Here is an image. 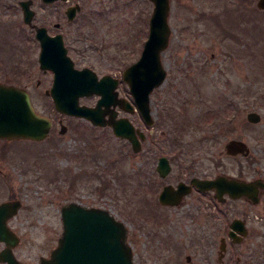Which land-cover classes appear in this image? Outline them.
Returning <instances> with one entry per match:
<instances>
[{"label": "rangeland", "instance_id": "1", "mask_svg": "<svg viewBox=\"0 0 264 264\" xmlns=\"http://www.w3.org/2000/svg\"><path fill=\"white\" fill-rule=\"evenodd\" d=\"M80 1L85 10L107 7L105 23L120 42L115 64L122 67L136 60L146 39L153 2ZM256 1L170 0L171 35L162 53L167 76L150 95L154 139L159 135L162 138L155 143L147 140L142 150L133 151L131 144L116 137L109 127L94 126L84 118L55 109L44 92L51 84L52 73L39 68L38 43L32 41V35L21 32V15L7 8L11 1L0 0V81L26 86L35 110L52 120L42 140L0 139V149L6 144V151L0 150V201L18 198L22 202L8 225L19 235L13 247H18L25 263L38 264V256L57 243L62 231L60 207L72 200L109 209L126 223L136 246H140L146 240L143 231L150 226L157 228L142 220V201L146 192L150 199L158 193L159 187L155 188L160 178L153 169L158 154H185L177 162L186 164H173L171 179L189 177L192 172L207 176L221 170L233 173L240 167L255 168L244 172L255 171L248 176L258 172L264 176V9H259ZM65 7L63 1L48 6L34 0V20L49 28H54L55 22L62 23L72 42V30L81 20L69 24L63 16ZM8 37L13 42L23 41L3 43ZM38 79L41 82L36 86ZM93 100L80 98L86 104ZM252 110L260 114L259 121L247 120ZM123 113L150 139V127L138 111ZM59 118L67 126L63 133ZM230 139L244 140L250 148L247 156L226 154L225 143ZM251 210L255 213V248L264 259V204ZM161 211L172 218L181 216ZM213 223L220 226L219 221ZM180 225L174 219L158 228L163 236L165 228H174L176 242L185 246L180 242ZM217 234L218 230L212 229L213 246L218 245ZM128 242L131 244L129 237ZM157 244L161 248V243ZM153 247H157L156 242ZM155 257L148 264H157Z\"/></svg>", "mask_w": 264, "mask_h": 264}, {"label": "water", "instance_id": "2", "mask_svg": "<svg viewBox=\"0 0 264 264\" xmlns=\"http://www.w3.org/2000/svg\"><path fill=\"white\" fill-rule=\"evenodd\" d=\"M52 2L54 0H43ZM153 10L149 18V32L140 57L126 67L123 80L127 82L134 103L148 124H152L150 93L158 87L166 77V69L161 61V54L168 46L171 34L168 17L170 0H151ZM31 0H21L24 21L32 23L34 10L30 7ZM256 5L264 9V0H257ZM75 7L68 12L73 16ZM36 38L40 42L39 66L53 71L52 85L47 94L53 99L54 107L59 112L84 117L94 125H109L113 133L127 139L133 151L141 149L144 133L135 127L127 116L117 117L116 110H108L115 95L114 84H108L106 78L98 79L88 68L77 69L63 45L60 34L50 36L45 26L36 27ZM94 93L100 94L95 105L80 103L81 96ZM124 110L134 111V105L124 100ZM108 114V117H106ZM261 119L257 111H249L247 120L257 122ZM51 120L35 111L30 95L24 87L0 81V139L42 140L50 130ZM66 124L61 121L60 132H65ZM153 134V130H150ZM227 154L238 153L247 155L249 146L241 139H230L225 143ZM157 170L161 175L169 171L167 159L161 157ZM202 189L213 188L222 192L223 189L246 191L264 187V181L256 179L251 182L225 179L193 178ZM187 186L180 182L177 187L166 185L160 194L161 201H178ZM257 200L255 196V201ZM21 206L18 198L0 202V241L12 247L18 242L19 236L9 227L8 220L13 217ZM62 232L57 245L51 250L49 257H41L40 264H134L132 250L127 243V226L117 219L108 209L85 206L70 201L61 206Z\"/></svg>", "mask_w": 264, "mask_h": 264}, {"label": "flooded vegetation", "instance_id": "3", "mask_svg": "<svg viewBox=\"0 0 264 264\" xmlns=\"http://www.w3.org/2000/svg\"><path fill=\"white\" fill-rule=\"evenodd\" d=\"M10 1V3H7V8H11L18 17V13L21 15L23 24H21L22 26L20 28L23 34L32 35V41L34 40L38 43L39 49L40 43L36 38V27L45 26L50 36L60 34L66 52L76 68H88L95 73L98 79L106 78L108 84H114L116 94L112 95L113 100L109 106H103V108L116 110L117 117L125 115L123 112L126 111L123 109L124 106L121 105V102L126 99L133 102L129 88L127 86V91L124 86L126 82L123 80L124 71L128 64L122 67L115 64L119 60V55H116L115 51L117 50L116 48L119 47L120 42H117L112 37L113 29L109 24L106 25L105 23L108 13L107 7L99 6L85 10L80 0H55L51 3L42 1L48 6L57 1L66 2V7L63 12L66 21L71 24L75 20H81V23L72 30L73 41L69 42L67 39L68 32L63 29L62 23L55 22L54 28H49L44 24H37L35 22L34 18L36 16V11L34 9V0H31L30 4L31 8L34 10L32 23H26L24 21L23 10L20 5L21 0ZM70 7H75L71 18L67 13V11H72ZM147 31L148 27L146 29V36ZM13 41L14 40L10 37L3 38L2 40L5 44H16L23 40L19 39L15 42ZM81 41L85 42V44H82ZM144 41L145 39H143L142 44H144ZM39 68L43 72L52 73L53 80V71L51 69H43L40 66ZM40 82L39 79L36 80V86H38ZM51 84L44 90L45 93L46 90L50 89ZM20 86L26 87L24 85ZM47 95L50 96L49 94ZM91 97H93L94 100L88 101L87 104L95 105L100 95L94 93L90 96H84L83 98ZM106 117H108V114H106ZM142 120L148 128L151 126L153 128L154 118L152 124H148L143 117ZM61 121L62 119L59 118V124H61ZM104 127H109L111 129L109 125ZM149 131L150 139H147V134L144 131V139L141 140V150L143 148V143L147 140H151L155 143L162 138L161 135H159L158 139H154V134H150ZM179 148H182V145H180ZM182 152L183 151H175L174 156L161 153L156 157V163L153 169H155L160 178V183H158V186L155 188L157 189V187H159V189L155 199L148 198L149 195L147 192L145 193V197H147L142 201V220L155 224L157 228L150 226L147 230L143 231L146 240L142 241L140 246H136V239L132 236V233L127 230V240L129 237L133 245L132 247L129 243L132 248L134 264H148L152 256H156L155 260L157 264H264V259L258 256V251L255 248V227L252 225L255 224V213L251 212V208H255V205L264 204V187L258 186L257 192L252 188L250 193L243 190L237 191L229 189H223L222 192H219L215 187L202 189L192 181L193 178L215 179L218 176H223L225 179L245 182H251L256 179L264 181L262 173L258 172L256 176H248L250 174H255V171L253 173L244 172L246 170H255V168L240 167L233 169L236 170L233 173L221 170L213 176H207V174L197 175L192 172L189 177L178 176L171 179L169 176L173 170V164H186V161L181 163L177 162V159L184 158L185 154ZM191 153L193 152L191 151ZM161 157H165L169 165V171L165 175H161L157 170ZM195 162L196 160L194 159L192 164H195ZM180 182L185 183L187 192L179 197L178 201H161L159 196L164 187L166 185H172L176 188ZM255 196L257 198L256 201ZM161 210H168L173 212V214H181V216L179 218H175V216L172 218L169 213ZM174 219L175 222H181L180 232L182 236L180 242L185 244V246H180L179 243L176 242L177 230L172 227L165 228L163 236L161 235L163 230L158 228L161 224L166 223L170 225V222L172 220L174 221ZM218 221L220 226L212 225L213 222ZM212 229L218 230L217 236L219 239L217 246H213ZM250 238H252V240L248 243L247 241ZM155 242L157 247L154 248L153 244ZM157 243H161V248ZM52 249L53 247L50 248L46 254L39 255L37 263L40 264L41 257H49ZM164 250L169 251V253L164 252ZM21 263L27 264L21 259L18 247H8L5 246L3 241H0V264Z\"/></svg>", "mask_w": 264, "mask_h": 264}, {"label": "trees", "instance_id": "4", "mask_svg": "<svg viewBox=\"0 0 264 264\" xmlns=\"http://www.w3.org/2000/svg\"><path fill=\"white\" fill-rule=\"evenodd\" d=\"M220 115V114H219ZM221 115L219 116V118H220V120H221ZM214 118L216 119V118H218V116H214ZM1 151H6V144L4 143V145H3V148L2 149H0Z\"/></svg>", "mask_w": 264, "mask_h": 264}]
</instances>
